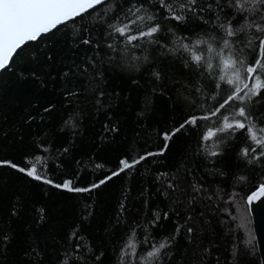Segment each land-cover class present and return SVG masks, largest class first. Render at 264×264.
Returning a JSON list of instances; mask_svg holds the SVG:
<instances>
[{
	"label": "snow or ice",
	"instance_id": "snow-or-ice-1",
	"mask_svg": "<svg viewBox=\"0 0 264 264\" xmlns=\"http://www.w3.org/2000/svg\"><path fill=\"white\" fill-rule=\"evenodd\" d=\"M111 75L142 90L131 120L117 114L127 97ZM25 85H57L60 103L34 95L18 119L3 114L0 170L31 188H17L0 216V255L17 243L13 221L28 203L19 264H189L187 250L198 264H264V0H0V101ZM82 99L103 117L92 149ZM142 176L135 189L121 184L97 236L102 190ZM61 196L92 203L61 222ZM209 213L226 256L201 237Z\"/></svg>",
	"mask_w": 264,
	"mask_h": 264
},
{
	"label": "trees",
	"instance_id": "trees-1",
	"mask_svg": "<svg viewBox=\"0 0 264 264\" xmlns=\"http://www.w3.org/2000/svg\"><path fill=\"white\" fill-rule=\"evenodd\" d=\"M69 27L71 28V25ZM66 48V45L62 46L60 51L57 53V56L61 55L66 50ZM110 83L117 91L121 92L122 97H127L126 100H123L118 104L117 114L122 118H128L129 120H131L134 117V113L139 110V107L142 104V90L130 88L127 84L122 83L120 77L117 75H111ZM56 88L57 85H53L50 86L47 90L36 92L34 86L25 85L24 88L18 94L10 95L9 97L0 101V122H2L4 113H8L14 119H18L21 113L17 112V107H27L28 101L33 99L34 95L40 96L41 103L51 100L52 102L59 104L60 97ZM154 103L156 105L157 115H163L165 101L157 97ZM76 111L83 112V119L80 121V127L82 130L81 139H83L84 146L86 148L92 149L94 148V146L92 145V139L100 128L101 120L103 119V117H96L95 113L88 108L87 101L83 99L81 100L80 104L76 107ZM63 114V111L58 113L56 119H59V115ZM65 118L67 119L68 117L65 116ZM127 134L129 136L131 135L130 125L127 129ZM123 142L124 138L118 137L117 144L115 147H119ZM179 147L180 145L173 146L174 152ZM100 155L103 156L104 154L101 153ZM96 162L100 163L102 161L98 159ZM97 174L99 175V173ZM142 180H147V177H135L131 181H122L118 179L114 182H111L107 188H104L102 190V193L98 197L97 202L93 204L94 214L92 217V223L94 229L97 230L95 233L97 236H100L102 234V226H106L113 217V214L116 210V203L120 198L121 184L127 183L135 189L140 186ZM17 188L29 190L31 188V185L24 183V181L21 180L14 173L6 172L5 170H0V216L7 217V208L10 202L15 200L14 192ZM54 203L57 209L54 219L59 220L61 222H71L73 217L82 209L83 204L92 203V201H85L83 200V198H81L79 206H76L75 200L61 196L58 197L54 201ZM39 206L40 205L38 204L37 207ZM31 208L32 205L26 203L25 208L23 210V218L20 220L13 221V227L15 229L17 243L14 244L10 249L6 250L3 255H0V264H19V262L24 259L23 253L21 251L22 245L20 242H22L27 235V229L29 224L28 218L30 215ZM207 220L208 226L201 233V237L208 240H214L218 245L222 244L219 250L213 247L212 252L217 253L218 251V254L222 257L226 256L229 248L227 242H225L227 236L226 232H224L222 226L216 220L213 219L210 213L207 215ZM251 228L253 230V222L251 224ZM114 234H119L118 229L114 230ZM241 236L242 232L237 231V240H239ZM110 239H114V236ZM254 243L256 244V238L254 239ZM257 255H259L258 247ZM183 258L188 260L189 264H198L197 261L193 260V254L191 250H187ZM249 259L250 258L245 257L244 264H248ZM205 264H213V261L209 259L205 262Z\"/></svg>",
	"mask_w": 264,
	"mask_h": 264
},
{
	"label": "water",
	"instance_id": "water-1",
	"mask_svg": "<svg viewBox=\"0 0 264 264\" xmlns=\"http://www.w3.org/2000/svg\"><path fill=\"white\" fill-rule=\"evenodd\" d=\"M252 222H253L254 235H255V238H256V244H257L258 252H259V255H260L261 254L260 253V246H259L260 236H259V233L255 232V214L254 213H253V216H252Z\"/></svg>",
	"mask_w": 264,
	"mask_h": 264
}]
</instances>
